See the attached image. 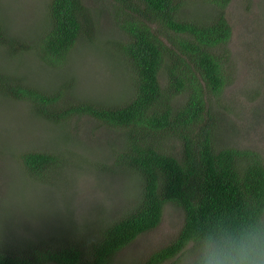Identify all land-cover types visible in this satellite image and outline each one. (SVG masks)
Wrapping results in <instances>:
<instances>
[{
    "label": "trees",
    "instance_id": "trees-1",
    "mask_svg": "<svg viewBox=\"0 0 264 264\" xmlns=\"http://www.w3.org/2000/svg\"><path fill=\"white\" fill-rule=\"evenodd\" d=\"M191 1L112 0V19L123 35L116 52L132 76L119 98L74 95L67 89L73 79L51 88L28 74L0 70V95L29 102L38 117L67 123L89 116L115 131L122 142L112 144L115 168L140 176L134 204L96 237H11L10 224L0 227V264H113L121 249L161 223L169 203L184 212L181 229L132 264H176L196 230L264 212L261 153L218 140L222 113L216 104L233 80L226 11L232 0H203V14L188 11ZM46 15L47 23L28 40L0 21V45L14 55L34 51L46 66L61 68L80 38L95 36L99 21L84 0H50ZM18 157L31 182H55L66 164L62 152L51 150Z\"/></svg>",
    "mask_w": 264,
    "mask_h": 264
},
{
    "label": "rangeland",
    "instance_id": "rangeland-1",
    "mask_svg": "<svg viewBox=\"0 0 264 264\" xmlns=\"http://www.w3.org/2000/svg\"><path fill=\"white\" fill-rule=\"evenodd\" d=\"M84 1L96 11V34L80 38L61 68L46 66L34 51L14 55L0 45V70L28 74L51 88L73 79L67 89L82 97L108 100L123 94L132 76L116 52L123 35L112 19V0ZM49 2L0 0V21L11 35L28 40L47 23ZM207 9L203 0L188 4L197 14ZM226 11L233 26L228 59L233 80L216 104L222 113L218 140L258 150L264 159V0H232ZM113 132L89 116L55 123L34 114L29 102L0 95V227L10 224L11 237L98 236L139 194L140 176L113 164L112 144L122 143ZM30 149L64 154L66 164L55 182L24 177L18 154ZM183 222V210L167 204L161 223L121 249L113 264L145 259L174 239ZM184 257L185 251L176 264H185Z\"/></svg>",
    "mask_w": 264,
    "mask_h": 264
},
{
    "label": "clouds",
    "instance_id": "clouds-1",
    "mask_svg": "<svg viewBox=\"0 0 264 264\" xmlns=\"http://www.w3.org/2000/svg\"><path fill=\"white\" fill-rule=\"evenodd\" d=\"M185 264H264V212L238 224L217 223L196 230Z\"/></svg>",
    "mask_w": 264,
    "mask_h": 264
}]
</instances>
